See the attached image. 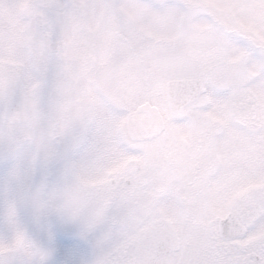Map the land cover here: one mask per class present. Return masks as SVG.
I'll return each mask as SVG.
<instances>
[{"label":"rangeland","instance_id":"374dc122","mask_svg":"<svg viewBox=\"0 0 264 264\" xmlns=\"http://www.w3.org/2000/svg\"><path fill=\"white\" fill-rule=\"evenodd\" d=\"M184 1L186 9L177 14L166 2L143 0H0V71L18 76L5 80L28 96L26 118L13 117L5 110L9 106L0 88V195L61 202L58 211L67 214L89 241L79 257L85 264H115L114 251L120 252L135 236L140 213H147L145 202V206L134 203L130 186L124 195L108 188L102 191L98 182L107 171L117 175L114 169L127 165L134 156L135 137L143 152L150 151L145 126L151 111L161 126L169 128L168 121L181 119L195 105L215 103L220 182L226 187L251 185L252 201L264 188V175L253 167L264 158V0ZM24 6L33 16H21ZM39 9L64 39L69 41L71 33L80 32L75 40L95 43L90 64L80 63L84 53L70 41L59 53L64 56L61 62L52 57L45 46L53 36H43L49 31L40 32L35 25ZM106 11L113 14L112 23H125L127 29L129 23L136 24L129 37L135 42L123 41L113 29L107 30L102 24ZM211 14L213 20L207 21ZM161 30L167 35L159 36ZM99 54L104 58L103 70L96 68L103 59ZM87 67L91 77L95 68L103 72L102 80L95 82L104 95L90 90L92 111L85 120L87 106L80 92ZM185 77L202 78L207 93L180 113L170 114L165 83ZM43 89L59 94L49 98L37 94ZM62 98L63 114L52 130V114L57 117ZM54 133L59 134L56 140ZM100 136H106V142H100ZM164 183L165 176L158 175L155 197ZM142 198L147 196L141 191ZM261 236L264 230L245 241ZM41 256L52 259L54 250L45 247Z\"/></svg>","mask_w":264,"mask_h":264},{"label":"flooded vegetation","instance_id":"af4514ba","mask_svg":"<svg viewBox=\"0 0 264 264\" xmlns=\"http://www.w3.org/2000/svg\"><path fill=\"white\" fill-rule=\"evenodd\" d=\"M145 1L158 5L161 2H166L172 6L177 14L186 9V7L177 6L176 2L178 0H143V2ZM180 1L185 2L184 0ZM154 10L152 15H155ZM21 11V16L30 13L26 11L25 6ZM203 14L204 9H201L200 15ZM210 16L212 17L213 14ZM112 18V13L104 12V22L102 24L108 26L107 30L112 31L110 29H113L123 41L135 42V39L129 37L131 36L130 33L136 29L134 28L136 24L129 23L130 29H127L125 23L121 25L112 23ZM202 19L206 22L203 17ZM34 20L40 32L44 29L49 31L44 33L43 36H53L45 47L50 54L54 55L52 57L56 61L61 62L64 56H60L59 51H49L47 46L51 42L62 40L63 48L70 41L77 51L84 53L83 56L78 58L80 63H91V54L96 48L95 43H90L86 38L75 40V36H81L80 32L71 33L69 41L64 39L59 35V32L55 31V26L51 22L45 21L44 12L41 9L35 13ZM211 25L214 27L215 23ZM126 31L128 32L126 33ZM162 34L167 35V32L161 30L159 36ZM158 37H155V40L159 39ZM99 57L103 58V55ZM99 63L101 65L96 66V68L101 66V70H103L104 58ZM96 68L92 73V77L88 67L83 71L85 87L82 88L80 93L87 106L84 113L85 120L92 111L91 102H89L90 90L100 91L98 92L99 95H104L101 92L103 89L95 82L96 78L102 80L103 72H98ZM60 73L66 74L64 69L60 70ZM87 73L90 74V77L86 76ZM8 74L9 72L5 70L0 71V84L2 85L0 88L5 90L6 98L4 104L9 106L5 110L11 111L13 117L23 116L26 118L25 107L28 96L26 93L16 90L15 87L9 86V81L5 79H9L8 77L12 75L9 74L8 76ZM11 78L18 79V76ZM5 84H8L7 89L4 87ZM38 93L42 96L46 94V98L53 97L55 93L56 95L59 94L54 89H49V92H45V89H43ZM61 101L59 108L56 110L57 117L54 113L52 114V130L59 126V120L63 114L61 110L66 103L63 102V98ZM191 101L184 106L191 104ZM184 106L178 110L168 109L170 114H178ZM216 106L212 102L207 103V105H195L191 112L181 114V119L174 118L168 121L169 128L165 125L161 126L159 120L154 117V112L151 111V118L145 126V132L149 134L147 147L150 151L143 152L139 139L135 137L133 139L135 140L134 156L130 157L127 165L114 169L118 171L117 175L113 174L115 172L107 171L105 177L98 182L102 191L108 188L109 190L119 191V194L124 195H127V192L123 191H126L125 188L130 186V195L133 197L134 203L140 206L145 202L147 207L146 215L138 211L141 216L136 221L137 231L135 236L127 241L124 247L119 248L120 252H118V249L114 251H117L116 257H114L117 260L115 264H204L219 249L240 247L249 242L245 241V238L250 237V235L244 237L242 232L244 230V218L249 213L248 205L252 202L250 197L251 185L233 183L230 187H226V184L220 182L219 156L221 141ZM15 120L20 122L17 119ZM182 123H185L187 127L185 128ZM52 137L56 140L59 134L54 133ZM99 138L100 142H106L107 140L106 136H100ZM237 142H240V140H237ZM246 142H249V140ZM156 143L158 144L156 150H152ZM161 174L165 176V183L157 198L155 197L157 177ZM141 191L143 197L147 196V198L140 199ZM228 215L236 221L237 226H232L229 230L227 228L226 232L238 233L231 237L222 238L219 232V221Z\"/></svg>","mask_w":264,"mask_h":264},{"label":"snow or ice","instance_id":"6c2138e0","mask_svg":"<svg viewBox=\"0 0 264 264\" xmlns=\"http://www.w3.org/2000/svg\"><path fill=\"white\" fill-rule=\"evenodd\" d=\"M264 175V158L253 166ZM59 201L41 197L39 201L20 199L10 193L0 195V264H85L81 252L89 241L60 213ZM242 235L264 230V188L249 205ZM37 222L43 227L37 228ZM47 247L52 259H43ZM204 264H264V236L240 247L219 249Z\"/></svg>","mask_w":264,"mask_h":264},{"label":"water","instance_id":"95a60500","mask_svg":"<svg viewBox=\"0 0 264 264\" xmlns=\"http://www.w3.org/2000/svg\"><path fill=\"white\" fill-rule=\"evenodd\" d=\"M61 46L62 44L60 43L56 49H60ZM165 86L167 101L172 109H178L204 90L202 80L194 78L172 79L167 81ZM232 226H237V224L231 216L220 220V235L222 237H229L237 234L238 232L235 234L226 232V229L228 228L229 230Z\"/></svg>","mask_w":264,"mask_h":264}]
</instances>
